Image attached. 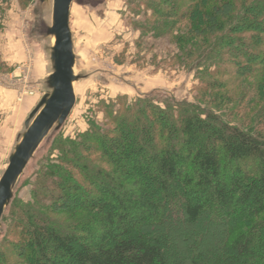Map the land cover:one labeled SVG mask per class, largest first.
I'll return each mask as SVG.
<instances>
[{"label": "trees", "instance_id": "16d2710c", "mask_svg": "<svg viewBox=\"0 0 264 264\" xmlns=\"http://www.w3.org/2000/svg\"><path fill=\"white\" fill-rule=\"evenodd\" d=\"M124 5L196 95L118 96L103 124L51 137L4 210L0 264H264V0Z\"/></svg>", "mask_w": 264, "mask_h": 264}, {"label": "rangeland", "instance_id": "374dc122", "mask_svg": "<svg viewBox=\"0 0 264 264\" xmlns=\"http://www.w3.org/2000/svg\"><path fill=\"white\" fill-rule=\"evenodd\" d=\"M100 1V8L97 0L72 2L77 54L74 71L83 77L74 83L76 102L70 115L41 142L15 183L13 194L20 199L29 198L30 186L26 182L33 178L51 145V137L57 133L73 137L87 128L88 119L103 124L102 103L118 96L126 97L128 102L138 95L153 94L161 102L165 97L190 100L196 95L192 86L197 80L186 72L188 62L175 57L177 49L169 37L136 41L139 32L129 24L132 15L125 5L118 18L106 19L99 17L106 6L105 0ZM80 5L86 11L76 16ZM87 8L95 10L97 17L87 14ZM0 19L1 176L24 131L25 120L46 92L44 79L51 72L49 47L53 40L44 32L51 24V1L8 0ZM151 87L155 89L148 92ZM239 90L240 87L235 92Z\"/></svg>", "mask_w": 264, "mask_h": 264}, {"label": "water", "instance_id": "95a60500", "mask_svg": "<svg viewBox=\"0 0 264 264\" xmlns=\"http://www.w3.org/2000/svg\"><path fill=\"white\" fill-rule=\"evenodd\" d=\"M48 0H39L46 2ZM51 24L45 36L53 38L49 47L51 72L44 79L46 92L29 113L7 165L0 176V230L1 218L13 196V187L33 158L41 142L51 131H57L73 110L76 102L74 83L83 75L74 71L76 57L69 27L70 5L73 0H50ZM1 234V232H0Z\"/></svg>", "mask_w": 264, "mask_h": 264}, {"label": "crops", "instance_id": "0c3cea01", "mask_svg": "<svg viewBox=\"0 0 264 264\" xmlns=\"http://www.w3.org/2000/svg\"><path fill=\"white\" fill-rule=\"evenodd\" d=\"M96 1V0H95ZM106 1V6H104V8L102 9L101 13L99 14V17H103V18H106L108 19L109 17L111 18H118L120 16V12L124 9V1L125 0H105ZM73 2V1H72ZM97 5L99 6L98 8H100V6L102 5L101 4V1L100 0H97ZM73 3H71L70 5V13H69V27H70V30H71V33H72V38H73V49H74V54H75V57H76V46H75V36H74V32H73V26H72V15H73ZM96 7V6H95ZM93 9H95L94 7H92ZM88 9V8H87ZM86 11L85 9H83L81 7V5L79 6L78 8V13H75L76 16L79 14V11ZM92 11V12H91ZM87 10V14L90 13V15L92 17L96 16L95 14V10ZM76 12V10H75ZM97 17V16H96ZM76 63V62H75ZM155 88L154 87H151L150 89H148L149 91L148 92H151L153 91ZM75 91V90H74ZM40 99V98H39ZM39 99H37L39 101ZM32 111V110H31Z\"/></svg>", "mask_w": 264, "mask_h": 264}, {"label": "bare ground", "instance_id": "6f19581e", "mask_svg": "<svg viewBox=\"0 0 264 264\" xmlns=\"http://www.w3.org/2000/svg\"><path fill=\"white\" fill-rule=\"evenodd\" d=\"M52 40H53V38H52Z\"/></svg>", "mask_w": 264, "mask_h": 264}]
</instances>
